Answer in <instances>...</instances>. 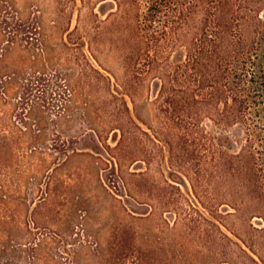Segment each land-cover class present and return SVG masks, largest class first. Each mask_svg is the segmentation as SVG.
<instances>
[{
  "label": "rangeland",
  "instance_id": "obj_1",
  "mask_svg": "<svg viewBox=\"0 0 264 264\" xmlns=\"http://www.w3.org/2000/svg\"><path fill=\"white\" fill-rule=\"evenodd\" d=\"M116 9L115 0H0V241L27 243L31 258L42 240L41 264L55 253L61 264H251L247 253L264 247V219L253 215L264 208L243 204L241 176L215 178L219 200L198 198L156 116L157 81L125 84L115 27H105ZM88 60L115 73V96L87 85ZM111 100L122 118L128 103L131 139ZM204 124L221 148L240 150L241 125Z\"/></svg>",
  "mask_w": 264,
  "mask_h": 264
},
{
  "label": "trees",
  "instance_id": "obj_2",
  "mask_svg": "<svg viewBox=\"0 0 264 264\" xmlns=\"http://www.w3.org/2000/svg\"><path fill=\"white\" fill-rule=\"evenodd\" d=\"M115 1V17L105 21V27L106 34L115 27L111 44L125 71V84L138 91L147 81H157L156 116L173 131L172 153L180 159L178 166L191 172L198 198L219 200L215 178L218 184L241 176L246 181L238 187L243 204L252 200L264 208V0ZM87 62L96 73L87 85L93 88L100 82L103 95L115 96V73L107 75ZM109 105L114 109L112 120L124 123L119 126L123 140L131 139L137 122L128 103L129 118L119 117L114 100ZM206 117L227 126L241 125L240 150L221 148L204 124ZM4 137L0 132V139ZM228 156L230 172L222 175ZM259 214L253 217L264 219ZM259 231L264 242V226ZM38 245L43 247L42 240L30 248L32 257L27 258V243L7 247L0 241V264H41L33 252ZM251 250L247 253L251 264H264V247ZM62 257L55 253V264H61Z\"/></svg>",
  "mask_w": 264,
  "mask_h": 264
}]
</instances>
